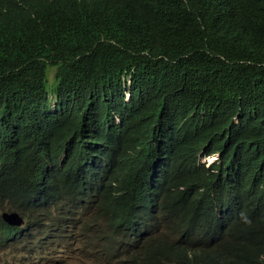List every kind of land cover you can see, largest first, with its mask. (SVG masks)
Listing matches in <instances>:
<instances>
[{
  "label": "trees",
  "instance_id": "trees-1",
  "mask_svg": "<svg viewBox=\"0 0 264 264\" xmlns=\"http://www.w3.org/2000/svg\"><path fill=\"white\" fill-rule=\"evenodd\" d=\"M201 151L220 163L201 165ZM107 160L128 181L159 169L188 193L239 197L222 247L157 241L111 264L194 251L196 264H264V0H0V177L53 200L76 162L104 172ZM57 215L79 244L83 214Z\"/></svg>",
  "mask_w": 264,
  "mask_h": 264
},
{
  "label": "clouds",
  "instance_id": "clouds-1",
  "mask_svg": "<svg viewBox=\"0 0 264 264\" xmlns=\"http://www.w3.org/2000/svg\"><path fill=\"white\" fill-rule=\"evenodd\" d=\"M198 156L206 168L220 163L218 154L201 151ZM102 165L93 170L76 162L73 186L59 181L53 200L33 185L0 177V264H111L126 254L135 259L150 253L157 241L193 249L222 247L218 231L239 199L233 192L208 193L198 186L188 193L183 186L167 185L159 169L128 181L111 160L104 172ZM58 212L62 217L83 214L75 220L84 236L79 244L74 226ZM39 226L51 231L52 240H16L15 231ZM200 254L184 253L185 263L196 264L193 259Z\"/></svg>",
  "mask_w": 264,
  "mask_h": 264
},
{
  "label": "rangeland",
  "instance_id": "rangeland-1",
  "mask_svg": "<svg viewBox=\"0 0 264 264\" xmlns=\"http://www.w3.org/2000/svg\"><path fill=\"white\" fill-rule=\"evenodd\" d=\"M52 75H53V73L52 72H49V77L51 78L52 77ZM83 221V220H82ZM84 222V221H83Z\"/></svg>",
  "mask_w": 264,
  "mask_h": 264
}]
</instances>
